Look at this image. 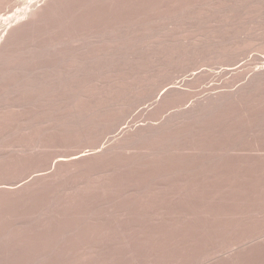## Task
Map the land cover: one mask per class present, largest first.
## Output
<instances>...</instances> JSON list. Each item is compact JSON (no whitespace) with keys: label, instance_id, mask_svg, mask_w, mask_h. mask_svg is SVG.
I'll return each mask as SVG.
<instances>
[{"label":"rangeland","instance_id":"1","mask_svg":"<svg viewBox=\"0 0 264 264\" xmlns=\"http://www.w3.org/2000/svg\"><path fill=\"white\" fill-rule=\"evenodd\" d=\"M39 5L0 28V264H264V0Z\"/></svg>","mask_w":264,"mask_h":264},{"label":"bare ground","instance_id":"2","mask_svg":"<svg viewBox=\"0 0 264 264\" xmlns=\"http://www.w3.org/2000/svg\"><path fill=\"white\" fill-rule=\"evenodd\" d=\"M25 1H27V0H25ZM25 1H24V0H14V1L12 2V3L14 4V6H10V7H11V8H12V7H14V8L16 7V8H17V7H18V4H19V7H21L20 4H22V3L24 4ZM45 1H47V0H29V1L25 2V3H27L28 5L25 4L26 6H25L23 9H22V8H21V9L17 8V10H16L14 13L11 12V15L6 14V15H8V17H4L3 15H2V16L0 15V28H3V27H4L3 30H5V29H7V28H6L7 26H8V28L11 27V26H12L11 24H13V23L15 22V20L17 21V20H19V19L25 17V15H28V14H30V13H34V11H32V10H33L34 8L36 9V7H37L40 3L43 4V2H45ZM9 2H10V1H9ZM9 2H6V5H7ZM64 2H65V1H64ZM0 3H1V2H0ZM1 4H3V3H1ZM4 4H5V3H4ZM192 4H193V3H192ZM9 5H11V4H9ZM9 5H8V6H9ZM16 5H17V6H16ZM153 5H154V4H153ZM39 6H40V5H39ZM39 6H38V7H39ZM0 7H1V5H0ZM3 7H4V6H2V8H3ZM136 7H137V6H136ZM4 8H5V7H4ZM195 8H196V7H195ZM35 9H34V10H35ZM58 9H59V8H58ZM145 9H146V8H145ZM152 9H153V8H152ZM5 10H6V9H5ZM13 10H15V9H13ZM36 10H37V9H36ZM40 10H41V9H40ZM132 10H133V9H132ZM185 10H186V9H185ZM189 10H190V9H189ZM3 11H4V10H3ZM11 11H12V10H11ZM37 11H38V10H37ZM43 11H44V10H43ZM7 13H8V12H7ZM9 13H10V11H9ZM12 13H13V14H12ZM4 15H5V14H4ZM6 15H5V16H6ZM30 15H31V14H30ZM159 15H160V14H159ZM21 16H22V17H21ZM66 16H67V15H66ZM73 16H74V15H73ZM131 16H132V15H131ZM29 17L31 18V16H29ZM41 18H42V17H41ZM64 18H66V17H64ZM200 18H201V17H200ZM28 19H29V18H28ZM35 19H36V18H35ZM66 19H67V22H66ZM66 19L64 20V23H65V22H66V23L70 22V18H66ZM68 20H69V21H68ZM12 22H13V23H12ZM25 22H26V21H25ZM10 23H11V24H10ZM33 23H34V22H33ZM66 23H65V24H66ZM35 24H36V23H35ZM62 24H63V22H61V25H60V24H59V25L62 26ZM145 24H146V23H145ZM20 25H21V24H20ZM59 25H58V26H59ZM63 25H64V24H63ZM131 25H132V24H131ZM142 25H143V24H142ZM14 26H15V25H14ZM36 26H37V25H36ZM58 26H57V27H58ZM60 26H59V28H61ZM139 26H140V25H139ZM147 26H148V25H147ZM62 27H63V26H62ZM129 27H130V26H129ZM12 28H13V27H12ZM59 28H58V29H59ZM142 28H143V27H142ZM149 28H150V27H149ZM115 29H116V28H115ZM15 30H16V29H15ZM124 30H125V29H124ZM146 30H148V29H146ZM0 31H1V30H0ZM118 31H119V30H118ZM149 31H150V30H149ZM116 32H117V31H116ZM132 32H134V31H132ZM103 33H104V32H103ZM103 33H102V34H103ZM113 33H114V32H113ZM125 34H126V33H125ZM129 34H130V33H129ZM132 34H133V33H132ZM3 35H4V34H3ZM107 35H108V32H107ZM138 35H139V34H138ZM5 36H6V35H5ZM111 36H112V35H111ZM123 36H124V35H123ZM6 37H7V36H6ZM103 37H104V36H103ZM108 37H109V36H108ZM116 37H117V36H116ZM126 38H127V37H126ZM132 38H133V37H132ZM97 39L99 40V38H96L95 40L98 41ZM101 39H102V38L100 37V40H101ZM115 39H116V38H115ZM137 39H138V38H137ZM10 40H11V39H10ZM10 40H9V41H10ZM105 40L107 41L106 38H105ZM112 40H113V39H112ZM112 40H111V41H112ZM142 40H143V39H142ZM0 41H1V40H0ZM101 41H103V39H102ZM114 41H115V40H114ZM121 41H122V40H121ZM128 41H129V40H128ZM135 41H136V40H135ZM107 42H108V41H107ZM129 42H130V41H129ZM141 42H142V41H141ZM165 42H166V41H165ZM96 43H98V42H96ZM96 43L94 44V46L96 45ZM100 43H101V42H100ZM100 43H99V44H100ZM119 43H120V42H119ZM132 43H133V42H132ZM84 44H85V43H84ZM87 44H89V43H87ZM99 44H98V45H99ZM101 44H102V43H101ZM104 44H106V43H104ZM169 44H170V43H169ZM155 45H156V44H155ZM181 45H182V44H181ZM181 45H180V46H181ZM184 45H185V44H184ZM84 46H85V45H83V49H85V48L87 47V46H86V47L84 48ZM89 46L91 47V44H90ZM101 46H103V45H101ZM131 46H132V45H131ZM145 46H146V45H145ZM170 46H171V45H170ZM173 46H174V45H173ZM90 47H87V48H90ZM146 47H147V46H146ZM151 47H152V46H151ZM7 48H9V47H7ZM116 48H117V47H116ZM122 48H123V47H122ZM167 48H168V46H167ZM167 48H166V49H167ZM188 48H189V47H188ZM83 49H82V50H83ZM181 49H182V48H181ZM78 50H79V49H78ZM82 50H81V47H80V50H79V51H82ZM91 50H92V49H91ZM156 50H157V48H156ZM164 50H165V49H164ZM189 50H190V49H189ZM2 51H3V50H2ZM95 51H96V50H95ZM130 51H131V50H130ZM143 51H144V50H143ZM0 52H1V51H0ZM105 52H106V51H105ZM117 52H118V51H117ZM135 52H136V51H135ZM135 52H134V53H135ZM187 52H188V51H187ZM195 52H196V51H195ZM220 52H221V51H220ZM102 53H103V52H102ZM108 53H109V52H108ZM112 53H113V52H112ZM125 53H126V52H125ZM130 53H131V52H130ZM223 53H224V52H223ZM94 54H95V53H94ZM142 54H143V53H142ZM146 54H147V53H146ZM150 54H151V53H150ZM154 54H155V53H154ZM154 54H153V56H155ZM161 54H162V53H161ZM176 54H177V53H176ZM185 54H186V53H185ZM190 54H191V53H190ZM77 55H78V54H77ZM101 55H102V54H101ZM105 55H106V54H105ZM2 56H3V55H2ZM72 56H74V54H73ZM102 56H103V55H102ZM149 56H150V55H149ZM195 56H196V55H195ZM223 56H224V55H223ZM74 57H76V54H75ZM77 57H78V56H77ZM87 57H89V56H87ZM97 57H98V56H97ZM105 57H106V56H105ZM125 57H126V56H125ZM193 57H194V56H193ZM219 57H220V56H219ZM219 57H218V58H219ZM225 57H226V56H225ZM71 58H72V60H71V59H70V60H71V61H74L73 63L76 64V65H73V64L71 63L72 67L74 66L75 69H77V68L80 67V66L83 67V66H85L84 64H87V63H88V62H87V63H84V61H85V60H84V61H82L84 64H83L82 62H81L80 64H78V63L81 61V60H80L81 57L78 58V60H79L78 62L76 61V59H73V57H71ZM94 58H95V57H94ZM98 58H100V57H98ZM121 58H122V57H121ZM135 58H136V56H135ZM149 58H150V57H149ZM157 58H158V57H157ZM174 58H176V57H174ZM223 58H224V57H223ZM231 58H232V57H231ZM185 59H186V58H184V60H185ZM3 60H5V59H3ZM11 60H12V59H11ZM14 60H15V59H14ZM14 60H13V61H14ZM86 60H87V59H86ZM92 60H94V59H92ZM92 60H91V61H92ZM111 60H112V59H111ZM119 60H120V59H119ZM140 60H141V59H140ZM155 60H156V59H155ZM161 60H162V59H161ZM174 60H175V59H174ZM174 60H173V61H174ZM180 60H181V59H180ZM188 60H189V59H188ZM228 60H229V59H228ZM0 61H2V60H0ZM75 61H76V63H75ZM91 61H90V62H91ZM123 61H124V60H123ZM3 62H4V61H3ZM5 62H6V61H5ZM69 62H70V61H69ZM90 62H89V64H90ZM120 62H121V61H120ZM128 62H129V61H128ZM141 62H142V61H141ZM165 62H166V61H165ZM191 62H192V61H191ZM129 63H130V62H129ZM134 63H135V62H134ZM93 64H94V63H93ZM95 64H96V63H95ZM226 64H227V63H226ZM226 64H225V65H226ZM99 65H100V64H99ZM110 65H111V64H110ZM127 65H128V64H127ZM127 65H126V66H127ZM139 65H140V64H139ZM139 65H138V67H139ZM141 65H142V64H141ZM147 65H148V64H147ZM150 65H151V64H150ZM159 65H160V64H159ZM173 65H174V64H173ZM181 65H182V63H181ZM222 65H223V64H222ZM5 66H6V65H5ZM116 66H118V65H116ZM116 66H115V67H116ZM121 66H122V65H121ZM129 66H130V65H129ZM166 66H167V64H166ZM171 66H172V65H171ZM230 66H232V64H231ZM74 67H73V68H74ZM107 67H108V66H107ZM119 67H120V66H119ZM157 67H159V66H157ZM73 68H72V69H73ZM131 68H132V67H131ZM169 68H170V67H169ZM228 68H230V67H228ZM101 69H102V68H101ZM104 69H105V68H104ZM133 69H134V68H133ZM133 69H131V71H132ZM136 69H137V68H136ZM159 69H160V68H159ZM162 69H163V68H162ZM164 69H165V68H164ZM170 69H171V68H170ZM24 70H25V69H24ZM37 70H38V69H37ZM63 70H64V69H63ZM108 70H109V68H108ZM157 70H158V69H157ZM16 71H17V70H16ZM31 71H32V70H31ZM59 71H60V70H59ZM64 71H65V70H64ZM89 71H90V70H89ZM103 71H104V70H103ZM128 71H129V70H128ZM158 71H159V70H158ZM160 71H161V69H160ZM56 72H57V71H56ZM106 72H107V71H106ZM122 72H123V71H122ZM163 72H164V71H163ZM18 73H19V72H18ZM31 73H32V72H31ZM48 73H49V72H48ZM76 73H77V72H76ZM82 73H83V72H82ZM147 73H148V72H147ZM167 73H168V72H167ZM229 73L231 74V71H230ZM2 74H3V73H2ZM44 74H45V73H44ZM71 74H72V73H71ZM101 74H102V73H101ZM133 74H134V73H133ZM227 74H228V73H227ZM227 74H226V75H227ZM27 75H28V74H27ZM146 75H147V74H146ZM153 75H154V74H153ZM155 75H156V74H155ZM14 76H15V75H14ZM16 76H17V75H16ZM42 76H43V75H42ZM65 76H66V75H65ZM100 76H101V75H100ZM129 76H130V75H129ZM8 77H9V76H8ZM27 77H28V76H27ZM59 77H60V76H59ZM149 77H150V76H149ZM168 77H169V76H168ZM49 78H50V77H49ZM77 78H78V76H77ZM146 78H147V77H146ZM24 79H25V77H24ZM89 79H90V78H89ZM131 79H132V78H131ZM134 79H135V78H134ZM158 79H159V78H158ZM223 79H224V78H223ZM98 80H99V79H98ZM164 80H165V79H164ZM164 80H161V83H163L162 81H164ZM192 80H193V79H192ZM196 80H197V79H196ZM255 80H256V79H255ZM0 81H1V80H0ZM31 81H32V80H31ZM33 81H34V80H33ZM61 81H62V80H61ZM95 81H96V80H95ZM135 81H136V80H135ZM135 81H134V82H135ZM142 81H143V80H142ZM194 81H195V80H194ZM198 81H199V80H197V82H198ZM48 82H50V81L48 80ZM144 82H146V81H144ZM197 82H195V83H197ZM252 82H253V81H252ZM258 82H260V81L258 80ZM258 82H257V83H258ZM26 83H27V82H26ZM28 83H29V82H28ZM57 83H58V82H56V84H57ZM155 83H156V82H155ZM192 83H193V82H192ZM224 83H225V82H224ZM231 83H232V82H231ZM22 84H23V83H22ZM31 84H33V83H31ZM54 84H55V83H54ZM134 84H135V83H134ZM134 84H133V85H134ZM139 84H140V83H139ZM153 84H154V82H153ZM239 84H240V83H239ZM254 84H255V82H254ZM48 85H49V84H48ZM143 85H144V84H143ZM187 85H188V84H187ZM252 85H253V83H252ZM252 85H251V86H252ZM255 85H256V84H255ZM36 86H39V85H36ZM36 86H35V87H36ZM86 86H87V85H86ZM138 86H139V85H138ZM154 86H155V85H154ZM156 86H157V85H156ZM159 86H160V85H159ZM251 86H250V87H251ZM258 86H259V85H258ZM25 87H26V86H25ZM25 87H24V88H25ZM61 87H62V86H61ZM68 87H69V86H68ZM133 87H134V86H133ZM133 87H132V88H133ZM144 87H145V86H144ZM29 88H31V87H29ZM32 88H33V87H32ZM50 88H51V87H50ZM88 88H89V87H88ZM127 88H128V87H127ZM127 88H126V89H127ZM165 88H166V87H165ZM165 88H164V90H165ZM173 88H174V89H173ZM173 88H172V89H173L172 91H171V89L168 88V90H170V91L166 90V92H164V91L159 92L158 97H160V98H159L160 102H162L163 100H169L168 102H170V101H172L171 99H173L174 96H176V94H177V96L180 95V94H182V93H183V94L186 93V95H188L187 92H186V90H184V89L175 88V87H173ZM247 88H248V86L246 87V89H247ZM19 89H20V88H19ZM45 89H46V88H45ZM82 89H83V88H82ZM82 89H81V90H82ZM101 89H102V88H101ZM133 89H134V88H133ZM154 89H155V88H154ZM246 89H245V90H246ZM248 89H249V88H248ZM248 89H247V90H248ZM257 89H259V88H257ZM21 90H22V89H21ZM43 90H44V88H43ZM59 90H60V88H59ZM76 90H77V89H76ZM251 90H252V89H251ZM262 90H263V89H262ZM28 91H29V90H28ZM37 91H39V90H37ZM44 91H46V90H44ZM47 91H48V90H47ZM95 91H96V90H95ZM119 91H120V90H119ZM130 91H131V90H130ZM141 91H142V90H141ZM143 91H144V89H143ZM148 91H149V90H148ZM151 91H152V90H151ZM151 91H150V92H151ZM154 91H155V90H154ZM156 91H157V90H156ZM184 91H185V92H184ZM248 91H249V90H248ZM40 92H41V90H40ZM42 92H43V91H42ZM51 92H52V91H51ZM150 92H149V93H150ZM235 92H236V91H235ZM241 92H242V91H241ZM18 93H19V92H18ZM101 93H103V92H101ZM101 93H100V94H101ZM120 93H121V91H120ZM134 93H135V92H134ZM136 93H138V92H136ZM179 93H180V94H179ZM44 94H45V93H44ZM48 94H49V93H48ZM78 94H79V93H78ZM81 94H82V92H81ZM103 94H104V93H103ZM106 94H107V93H106ZM246 94H247V93H246ZM45 95H46V94H45ZM54 95H55V94H54ZM94 95H95V94H94ZM94 95H93V96H94ZM219 95H220V94H219ZM219 95H217V96H219ZM222 95H223V93L221 94V96H222ZM239 95H240V94H239ZM57 96H58V94H57ZM97 96H98V95H97ZM124 96H125V95H124ZM132 96H133V95H132ZM132 96H131V97H132ZM135 96H136V95H135ZM141 96H142V95H141ZM144 96H145V95H144ZM148 96H149V95H148ZM153 96H154V94H153ZM153 96H152V97H153ZM232 96H233V94H232ZM235 96H236V95H235ZM49 97L51 98V96H49ZM80 97H81V96H80ZM89 97H90V96H89ZM112 97H113V96H112ZM118 97H119V96H118ZM128 97H129V96H128ZM154 97H156V96H154ZM21 98H22V97H21ZM44 98H45V97H44ZM85 98H86V97H85ZM94 98H95V97H94ZM124 98H125V97H123V100H124ZM141 98H142V97H141ZM156 98H157V97H156ZM170 98H171V99H170ZM175 98H176V97H175ZM213 98H214V97H213ZM217 98H218V97H217ZM225 98H226V97H225ZM42 99H43V98H42ZM80 99H81V98H80ZM96 99H97V98H96ZM146 99L148 100V97H147ZM157 99H158V98H157ZM176 99H177V98H176ZM176 99H174V100H176ZM33 100H34V99H33ZM47 100H48V99H47ZM66 100H67V99H66ZM139 100H140V99H139ZM151 100H152V99H151ZM216 100L218 101V100H220V99H216V98H215V100H214L213 102H211V105H212ZM223 100H224V99H223ZM223 100H222V101H223ZM238 100H239V99H238ZM67 101H68V100H67ZM115 101H117V100H115ZM115 101H114V102H115ZM134 101H135V100H134ZM137 101H138V100H137ZM233 101H234V100H233ZM33 102H35V100H34ZM44 102H46V101H44ZM54 102H55V101H54ZM79 102H80V101H79ZM81 102H82V101H81ZM85 102H86V101H85ZM88 102H89V101H88ZM88 102H87V103H88ZM105 102H106V101H105ZM124 102H125V101H124ZM129 102H130V101H129ZM129 102H128V103H129ZM138 102H139V101H138ZM143 102H144V100H143ZM164 102H165V101H164ZM218 102H219V101H218ZM218 102H217V103H218ZM223 102H224V101H223ZM231 102H232V101H231ZM29 103H30V102H29ZM60 103H61V102H60ZM87 103H86V104H87ZM95 103H96V102H95ZM102 103H103V102H102ZM215 103H216V102H215ZM215 103H214L212 106L209 104L210 107H209V105H207L208 107H203V108H205V109H203V108H197V110H196V109H195V111L193 110V112H196V111H198V109H199V110L202 109L200 112L196 113L195 115L192 114V113H189V114H190V115H191V114L194 115V119H195V118L198 119V117H201V116L205 115L207 112L212 111L211 109L214 110V108L220 107L219 105H217V103H216V104H215ZM27 104H28V103H27ZM89 104H90V103H89ZM104 104H105V103H104ZM139 104H140V103H139ZM218 104H220V103H218ZM79 105H80V104H79ZM94 105H95V104H94ZM99 105H100V104H99ZM107 105H108V104H107ZM112 105H114V104H112ZM116 105H117V104H116ZM132 105H133V104H132ZM142 105H143V103H142ZM33 106H34V105H33ZM45 106H46V105H45ZM49 106H50V105H49ZM134 106H135V105H134ZM140 106H141V105H140ZM152 106H153V104H152ZM223 106H224V105H223ZM223 106H222V107H223ZM40 107H41V106H40ZM99 107H100V106H99ZM104 107H105V106H104ZM112 107H113V106H112ZM119 107H120V106H119ZM125 107H126V106H125ZM138 107H139V106H137L136 109H137ZM246 107H247V105H246ZM1 108H2V107H1ZM37 108H38V107H37ZM43 108H44V107H43ZM49 108H50V107H49ZM166 108H167V107H166ZM3 109H4V108H3ZM6 109H7V108H6ZM34 109H35V108H34ZM65 109H66V108H65ZM68 109H69V108H68ZM71 109H72V108H71ZM87 109H88V108H87ZM119 109H120V108H119ZM126 109H127V108H126ZM130 109H131V108H130ZM219 109H220V108H219ZM0 110H1V109H0ZM48 110H49V109H48ZM66 110H67V109H66ZM96 110H97V109H96ZM98 110H99V109H98ZM133 110H134V112H135V109H133ZM241 110H242V109H241ZM5 111H6V110H5ZM59 111H60V109H59ZM80 111H81V110H80ZM117 111H118V110H117ZM129 111H130V110H129ZM131 111H132V110H131ZM216 111H217V110H216ZM61 112H62V111H61ZM61 112H60V113H61ZM141 112H142V111H141ZM141 112H140V113H141ZM189 112H192V111H189ZM83 113H84V112H83ZM85 113L87 114V112H85ZM99 113H100V112H99ZM104 113H106V112H104ZM104 113H103V115H104ZM113 113H114V112H113ZM119 113H120V112H119ZM184 113H186V112H184ZM211 113H212V112H211ZM58 114H59V113H58ZM88 114H89V113H88ZM101 114H102V113H101ZM132 114H133V113H132ZM132 114H130V115H132ZM177 114H179V113H177ZM77 115H78V114H77ZM84 115H85V114H84ZM105 115H106V114H105ZM146 115H147V114H146ZM180 115H181V116H180ZM180 115H179V118L183 116L182 114H180ZM184 115L189 116V115H188V112H187L186 114H184ZM211 115H212V114H211ZM64 116H65V115H64ZM64 116H63V117H64ZM114 116H115V115H114ZM128 116H129V112L126 111L125 113H124V112H121L120 115L118 114L117 118H116V117H114V118L112 117V120L110 119V121L107 120L108 118L105 119V120H107L108 122H106L107 124H106L105 128H104L105 123H104V125L102 124V125H103V129H105L106 131H109V130H110L109 132H111V130L117 129V128H118L117 125L119 126V124H121L120 121H124V122H125L126 119L128 118ZM140 116H141V114H140ZM160 116H161V115H160ZM56 117H57V116H56ZM98 117H99V116H98ZM103 117H105V116H103ZM129 117H130V116H129ZM183 117H185V116H183ZM183 117H182V118H183ZM203 117H204V116H203ZM205 117H206V116H205ZM65 118H67V117H65ZM69 118H70V117H69ZM80 118H81V117H80ZM83 118H84V117H83ZM140 118H141V117H140ZM169 118H170V117H169ZM169 118H168V119H169ZM175 118H177L176 115H175ZM182 118H181V120H182ZM152 119H153V118H152ZM183 119H186V117L183 118ZM189 119H190V118H189ZM189 119H188V120H189ZM200 119H201V118H200ZM202 119H203V118H202ZM236 119H237V118H236ZM79 120H80V119H79ZM81 120H82V119H81ZM170 120H173V119H170ZM179 120H180V119H178V121H179ZM181 120H180V121H181ZM61 121H62V120H61ZM67 121H69V120H67ZM83 121H84V120H83ZM83 121H81V122H83ZM87 121H88V120H87ZM90 121H91V120H90ZM174 121L176 122V120H174ZM202 121H203V120H202ZM206 121H207V120H206ZM217 121H218V120H217ZM29 122H30V121H29ZM42 122H43V121H42ZM93 122H94V121H93ZM93 122L90 123V126H91V124H93ZM98 122H99V123H98ZM100 122H101V121L97 120V123H96V124L94 123L96 126H98L97 128H100V127L102 126V125H100V127H99ZM102 122H104V120H103ZM102 122H101V123H102ZM157 122H158V121H157ZM168 122H169V121H168ZM168 122H166V123L169 124V126H171L172 123L174 124V122H171V121H170L171 123H168ZM182 122H183V120H182ZM198 122H199V121H198ZM69 123H70V122H69ZM116 123H117V124H116ZM118 123H119V124H118ZM196 123H197V122H196ZM75 124H76V122H75ZM80 124H81V123H80ZM80 124H78V126H79ZM83 124H84V123H83ZM94 124H93V126H94ZM122 124H123V122H122ZM122 124H121L120 126H122ZM170 124H171V125H170ZM223 124H224V123H223ZM115 125H116V128H113V127H112V128H110V129H108L110 126H114V127H115ZM163 125H164V124H163ZM174 125H175V124H174ZM195 125H196V124H195ZM30 126H31V125H30ZM51 126H52V125H51ZM75 126H76V125H75ZM80 126H81V125H80ZM96 126H95V127H96ZM151 126H152V125H151ZM160 126H161V125H160ZM203 126H204V125H203ZM224 126H225V125H224ZM32 127H33V126H32ZM81 127H82V126H81ZM83 127H84V126H83ZM85 127H88V128H89V126H85ZM85 127H84V128H85ZM166 127H168V126L166 125ZM182 127H183V126H182ZM67 128H68V127H67ZM67 128H66V129H67ZM71 128H72V127H71ZM97 128H96V129H97ZM123 128H124V127H122L120 130L122 131ZM144 128H145V127H144ZM168 128H169V127H168ZM172 128H173V127H172ZM56 129H57V128H56ZM58 129H59V128H58ZM74 129H75V127H74ZM93 129H95V128H93ZM107 129H108V130H107ZM124 129H125V128H124ZM140 129H141V128H140ZM150 129H151V128H150ZM165 129H166V128H165ZM165 129H164V130H165ZM215 129H219V128H215ZM59 130H60V129H59ZM62 130H63V129H62ZM84 130H85V129H84ZM101 130H102V129H101ZM164 130H162V132H163ZM170 130H171V129H170ZM174 130H175V129H174ZM79 131H80V130H79ZM91 131H92V130H91ZM124 131H125V130H124ZM150 131H152V130H150ZM166 131H167V129H166ZM194 131H195V130H194ZM196 131H197V130H196ZM226 131H227V130H226ZM49 132H50V130H49ZM63 132H64V131H63ZM101 132H102V131H101ZM122 132H123V131H122ZM122 132H120V133H122ZM141 132H142V131H141ZM147 132H148V131H147ZM157 132H158V131H157ZM157 132H156V133H157ZM212 132H213V131H212ZM224 132H225V131H224ZM104 133H105V131H104ZM111 133H112V132H111ZM126 133H127V132H126ZM142 133H143V132H142ZM149 133H150V132H149ZM167 133H168V132H167ZM190 133H191V132H190ZM193 133H194V132H193ZM193 133H192V134H193ZM197 133H198V132H197ZM43 134H44V133H43ZM157 134H158V133H157ZM77 135H78V134H77ZM87 135H88V134H87ZM93 135H94V133H93ZM100 135H102V134H101V133L99 134V132H97V134H95V136L92 137V138L95 139V140H97L98 138H100V137H99ZM104 135H105V134H104ZM107 135H108V134H107ZM150 135H151V134H150ZM54 136H55V135H54ZM90 136H91V134H90ZM146 136H147V135H146ZM153 136H154V135H153ZM155 136H156V135H155ZM103 137H104V136H103ZM139 137H140V136H139ZM204 137H205V136H204ZM88 138H89V137H88ZM135 138H136V137H135ZM200 138H201V137H200ZM83 139H84V138H83ZM102 139H103V138H102ZM129 139H131V138H129ZM173 139H174V138H173ZM120 140H121V142H120ZM120 140L117 141V143H120V145H119V144H116V146H119V148H121V147H123V146L125 145V146L127 147V145H126L127 142L125 143V139H124V140H123V139H120ZM145 140H146V139H145ZM92 141H93V140H92ZM128 141H129V140H128ZM139 141H140V140H139ZM170 141H171V140H170ZM182 141H183V140H182ZM185 142H186V141H185ZM87 143H88V142H87ZM89 143H90V142H89ZM140 143H141V142H140ZM168 143H169V142H168ZM131 144H132V142H131ZM165 144H166V142H165ZM181 144H182V143H181ZM129 145H130V144H129ZM134 145H135V144H134ZM206 145H207V144H206ZM116 146H115V147H116ZM173 146H174V144H173ZM177 146H178V145H177ZM204 146H205V145H204ZM75 147H76V146H75ZM115 147H114V148H115ZM117 148H118V147H117ZM117 148H115V149H117ZM94 149H96V147H95V148H92L91 150H94ZM110 149H111V150L108 149L109 152H112V151L115 150V149H112V148H110ZM148 149H149V148H148ZM91 150H87V151H91ZM87 151H83V152H82V151H79V152H81V153L79 154V152H78V154L75 155V156H74V154H73V155H72L73 157H72L71 155H68V156L71 157V159H70V157L66 158L67 156H63V157H65L67 161H68V160H69V161L71 160L72 162L77 161V160L80 161L81 159L88 157L89 154L86 153ZM119 151H120V150H119ZM168 151H169V150H168ZM204 151H205V150H204ZM106 152H107V151H105V153H106ZM196 152H197V151H196ZM201 152H202V151H201ZM107 153H108V152H107ZM156 153H157V152H156ZM179 153H180V152H179ZM101 154H103V153H101ZM117 154H118V153H117ZM143 154H144V153H143ZM186 154H187V153H186ZM209 154H210V153H209ZM94 155H100V153H96V154L94 153ZM108 155H109V154H108ZM110 155H111V154H110ZM163 155H164V154H163ZM199 155H200V154H199ZM89 156H90V155H89ZM91 156H92V155H91ZM91 156H90V157H91ZM125 156H126V155H125ZM5 157H6V156H5ZM20 157H21V156H20ZM96 157H97V156H96ZM159 157H160V156H159ZM59 158H60V156H59ZM59 158H58V159H59ZM63 159H64V158H63ZM89 159H90V158H89ZM192 159H193V158H192ZM60 160H62V159H60ZM64 160H65V159H64ZM95 160H96V159H95ZM120 160H121V159H120ZM120 160H119V161H120ZM204 160H205V159H204ZM211 160H212V159H211ZM69 161H68V162H69ZM188 161H189V160H188ZM134 162H135V161H134ZM179 162H180V161H179ZM191 162H192V161H191ZM153 163H154V162H153ZM73 164H74V163H73ZM90 164H91V163H90ZM134 164H135V163H134ZM143 164H144V163H143ZM162 164H163V163H162ZM218 164H219V162H218ZM77 165H78V164H77ZM126 165H127V164H126ZM132 165H133V164H132ZM138 165H139V164H138ZM203 165H204V164H203ZM149 166H150V165H149ZM152 166H153V164H152ZM214 166H215V165H214ZM146 167L148 168V166H146ZM197 167H198V166H197ZM200 167H201V166H200ZM136 168H137V167H136ZM147 168H146V169H147ZM152 168H153V167H152ZM106 169H107V168H106ZM143 169H144V168H143ZM184 169H185V168H184ZM151 171H152V170H151ZM177 171H178V170H177ZM199 171H200V170H199ZM76 172H77V171H76ZM160 172H161V171H160ZM188 172H189V171H188ZM135 174H137V173H135ZM172 174H173V173H172ZM133 175H134V174H133ZM99 178H100V177H99ZM86 179H87V178H86ZM142 179H143V178H142ZM90 180H91V179H90ZM134 181H135V180H134ZM85 182H86V181H85Z\"/></svg>","mask_w":264,"mask_h":264}]
</instances>
